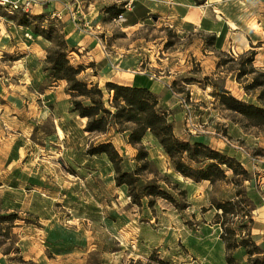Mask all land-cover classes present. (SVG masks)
<instances>
[{
    "label": "rangeland",
    "instance_id": "obj_1",
    "mask_svg": "<svg viewBox=\"0 0 264 264\" xmlns=\"http://www.w3.org/2000/svg\"><path fill=\"white\" fill-rule=\"evenodd\" d=\"M208 1L209 12L219 6L230 25L246 31L255 42L254 50L243 54L256 55V66L252 65L262 72L264 0ZM138 2L134 0L131 6ZM45 7L46 20L29 17L28 25L23 24L27 18L21 14L8 15L0 8V215L17 217L12 224L0 225V264H226L220 238L224 227L233 231L232 239L238 242L246 236L252 240V233L264 250V184H260L264 124L254 126L227 110L219 99L220 89L226 88L236 99L262 106L255 90H244L257 74L237 78L241 55L217 51L219 65L208 68L207 76L202 77L205 71L193 63L189 76L184 73L176 78L171 86L184 97L190 93L180 83L183 78L190 77L196 85L190 105L196 131L187 128L178 102L171 110L175 116L171 124L180 139L212 138L236 162L241 158L262 162L253 169L250 165L247 180L226 171L224 181L194 182L175 172L158 141L147 133L142 146L149 167L140 173L141 179L155 181L171 199H151L150 204L144 198L137 205L125 186L116 185L106 156L87 154L90 147L110 139L130 168L137 169L141 164L137 149L127 143L125 133L114 135L112 129L104 135L84 132L86 119L72 112L66 82L53 81L44 71L51 44L36 35L35 28L52 23L60 30L57 16L50 18L58 11V1ZM118 29L111 31L110 39L117 47L148 43L149 48L155 47L157 59L175 57L185 35L175 26L165 27L151 18L135 32L128 31L129 38ZM149 51L142 50L145 55ZM156 74L152 71L149 76ZM107 99L106 94L104 101ZM199 165L203 164L191 163L192 167ZM227 202L232 214L225 216L216 207ZM5 249L10 250L8 256L1 254ZM230 254L238 264L245 262L243 248Z\"/></svg>",
    "mask_w": 264,
    "mask_h": 264
},
{
    "label": "trees",
    "instance_id": "obj_2",
    "mask_svg": "<svg viewBox=\"0 0 264 264\" xmlns=\"http://www.w3.org/2000/svg\"><path fill=\"white\" fill-rule=\"evenodd\" d=\"M196 5H201L205 0H193ZM113 18L121 16L125 10L110 7L108 9ZM27 18L23 24L28 25L29 17L40 22L46 20L45 15L32 16L21 14ZM34 33L41 35L51 46L46 52L44 71L53 81H65V92L70 96L72 112L81 119H86L84 132L89 134L104 135L112 129L115 134L125 133L127 143L137 149V160L141 161L137 169H131L129 161L119 155L110 139L99 142L87 150L89 156L105 155L112 165L117 186H125L128 196L133 204L140 205L146 198L171 199L169 194L155 181H143L140 173L149 167L148 154L142 146L143 138L150 133L169 157L173 168L180 176L194 182L208 181L214 184L216 181L227 179L226 171L235 175H241L247 180L248 172L243 169L234 158L224 155L209 146L198 142H190L176 137L173 126L167 114L157 107L156 97L143 87L123 86L107 82L103 88L97 84L88 83L79 77L84 69L82 65L70 63L69 50L64 36L60 30L51 23L40 30L35 28ZM221 38V36H220ZM212 44L214 36L206 39ZM245 56V59L242 58ZM254 54H243L239 57L237 78L256 73L244 90H255L257 100L261 107L244 103L229 95L228 91L220 89L219 99L221 104L229 111L243 116L254 126L264 124V72H259L253 65ZM235 60V59H234ZM219 65V63H218ZM217 65V66H218ZM108 99L104 101L105 95ZM217 94V91H215ZM107 104V105H106ZM191 163L203 164L192 167ZM231 203H220L216 209L223 215L232 214ZM17 219L14 214L0 215L1 224H12ZM223 226V224H222ZM6 233L10 228L6 227ZM10 233V232H9ZM8 234V233H7ZM233 231L224 227L220 238L226 249V264H238L230 252L235 248L244 249L245 262L243 264H264V250L252 240L242 239L240 242L233 240ZM9 249L2 251V255L8 256Z\"/></svg>",
    "mask_w": 264,
    "mask_h": 264
},
{
    "label": "crops",
    "instance_id": "obj_3",
    "mask_svg": "<svg viewBox=\"0 0 264 264\" xmlns=\"http://www.w3.org/2000/svg\"><path fill=\"white\" fill-rule=\"evenodd\" d=\"M53 1L46 0L35 5L30 15H45L46 17L48 8L45 5L48 2L52 4ZM57 1L58 11L49 15L50 18L51 16L58 18L60 32L64 36L70 51V63L82 65L84 68L79 77H84L85 81L97 84L100 88H103L107 82L147 88L156 97L157 107L167 114L171 122L175 120L171 110L176 106L177 101L170 94L168 87L172 82H176V78L182 77L181 74L186 73L185 75L189 76L193 63L200 64L199 66L205 71L202 73V77H205L208 68L218 65L217 51L228 55L231 53L242 55L254 50L255 42L252 43L246 31L232 27L222 11L220 12L218 9L219 6H214L215 11L212 13L206 9V6H210L208 0H205L200 6L196 5L193 0H139L133 6L131 5L134 0ZM126 6L128 7L126 8ZM110 7L124 9L123 20L113 18L111 12L108 11ZM156 14L157 19L154 17ZM150 18L154 21L158 20L165 27L172 28L175 26L176 29L184 32L185 35L180 39L183 42L181 50L175 57L165 56L157 59L155 47L149 48L148 43L130 42L128 46L121 47L119 44L117 47L115 41H110L112 32L116 27L125 35V38H129L128 31L135 32L138 28L143 27ZM195 35H197L196 38ZM211 36L215 37L212 44L207 43L206 40ZM144 48L150 49L148 55L142 52ZM147 57L148 64L145 63ZM255 62L254 57L252 64L255 65ZM143 63L145 65L141 68ZM259 67L263 66L259 65ZM137 69H142V72H136ZM152 71H157L156 76H149ZM193 82L194 80H191L190 77H185L180 83L189 90L190 94H194L196 85ZM198 94V92L195 93V97H198ZM199 101L202 102L201 99ZM186 140L201 142L224 155H228L226 151L219 148L220 145L212 138L195 136ZM238 162L244 170L249 172L251 170L250 165L253 169L262 161L253 158H241ZM261 177L260 184L262 185L264 184V173L261 174ZM250 237L256 245L260 246L259 240L254 238L252 233Z\"/></svg>",
    "mask_w": 264,
    "mask_h": 264
},
{
    "label": "built area",
    "instance_id": "obj_4",
    "mask_svg": "<svg viewBox=\"0 0 264 264\" xmlns=\"http://www.w3.org/2000/svg\"><path fill=\"white\" fill-rule=\"evenodd\" d=\"M45 1L46 0H0V8L8 15H13V14L30 15L32 8L36 4ZM118 19L121 20L122 15L119 16ZM168 90L182 108L183 110L182 112L184 114V119L187 128L196 131V127L193 123L194 117L192 115V111L190 107L191 103L193 102V99L191 98V94H189L188 97H184L181 94H178L171 85L168 87ZM224 142L226 144H229L226 139L224 140ZM234 148L238 149L239 147H234Z\"/></svg>",
    "mask_w": 264,
    "mask_h": 264
}]
</instances>
